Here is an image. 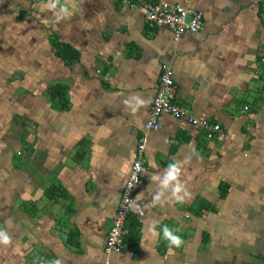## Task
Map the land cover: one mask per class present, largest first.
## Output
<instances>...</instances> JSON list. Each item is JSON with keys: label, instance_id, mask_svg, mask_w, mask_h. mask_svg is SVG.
I'll return each mask as SVG.
<instances>
[{"label": "crops", "instance_id": "obj_1", "mask_svg": "<svg viewBox=\"0 0 264 264\" xmlns=\"http://www.w3.org/2000/svg\"><path fill=\"white\" fill-rule=\"evenodd\" d=\"M151 1L200 12L202 29L175 40L167 28L146 27L140 3L121 0H60L55 8L54 0H22V14L0 22V230L11 237L0 244V264L264 257V0ZM54 41L79 59L58 58ZM164 68L175 102L220 134L207 139L169 115L158 131H144ZM53 85L65 89L60 102L49 94ZM134 96L145 101L135 111ZM141 137L144 174L124 246L106 255ZM174 161L189 194L156 200L155 177ZM164 226L178 229L184 244L169 245Z\"/></svg>", "mask_w": 264, "mask_h": 264}, {"label": "built area", "instance_id": "obj_2", "mask_svg": "<svg viewBox=\"0 0 264 264\" xmlns=\"http://www.w3.org/2000/svg\"><path fill=\"white\" fill-rule=\"evenodd\" d=\"M121 2L128 6H136L137 3H140L143 8L146 27L150 29L167 28L172 32L175 40H178L185 33H196L203 27L202 14L200 12L179 4L152 2L151 0H121ZM175 96L176 86L173 82L172 72L168 68H164L159 76L152 106L143 126L145 132L158 131L161 118L164 115H169L202 130L207 139H213L220 134L221 127L219 125L207 120L194 118L188 108L175 102ZM146 144L147 140L145 137L138 139L136 145L137 159L131 165L119 206L105 238L104 253L106 255L119 252L124 246L125 219L134 194L139 187L140 179L144 174L141 158L144 155ZM100 264H110V262L105 260Z\"/></svg>", "mask_w": 264, "mask_h": 264}, {"label": "clouds", "instance_id": "obj_3", "mask_svg": "<svg viewBox=\"0 0 264 264\" xmlns=\"http://www.w3.org/2000/svg\"><path fill=\"white\" fill-rule=\"evenodd\" d=\"M60 0H54L52 3V7L55 8L59 4ZM60 13L67 15L68 9L66 7H60ZM64 15H57V20L63 19ZM131 101L135 102L136 108L141 107L145 104V101L139 97L134 96L131 98ZM130 100H125L126 104H131ZM182 162L174 161L170 163L164 170L160 176L155 177L158 181L159 191L157 192L155 199L159 200L165 193H170L172 197H174L177 201H182L184 196H187L189 193L187 192L186 185L179 179L181 172ZM183 193V195H181ZM155 227L154 224L150 225V230H153ZM163 239L168 242L169 245L179 248L184 244V240L180 235L175 234L178 229L173 230L168 226H164L162 228ZM11 243V237L8 235L6 231L0 230V244L8 245ZM53 264H60V261H54Z\"/></svg>", "mask_w": 264, "mask_h": 264}, {"label": "trees", "instance_id": "obj_4", "mask_svg": "<svg viewBox=\"0 0 264 264\" xmlns=\"http://www.w3.org/2000/svg\"><path fill=\"white\" fill-rule=\"evenodd\" d=\"M53 44L56 49L57 57L62 59L64 62L69 64L79 59V52L75 50L72 46L65 44V43H58L55 41L53 42ZM64 90L65 89L62 86L53 85L49 89V94L53 99L59 98L58 102H60L62 98L64 97V94H65Z\"/></svg>", "mask_w": 264, "mask_h": 264}, {"label": "rangeland", "instance_id": "obj_5", "mask_svg": "<svg viewBox=\"0 0 264 264\" xmlns=\"http://www.w3.org/2000/svg\"><path fill=\"white\" fill-rule=\"evenodd\" d=\"M21 2L22 0H0V15H2L0 16V22L6 19H9L8 21H10L17 12V16L21 15L22 9L20 8L19 11L16 10L17 6H20ZM21 18H23V16Z\"/></svg>", "mask_w": 264, "mask_h": 264}, {"label": "water", "instance_id": "obj_6", "mask_svg": "<svg viewBox=\"0 0 264 264\" xmlns=\"http://www.w3.org/2000/svg\"><path fill=\"white\" fill-rule=\"evenodd\" d=\"M258 264H264V257L260 258V260L258 261Z\"/></svg>", "mask_w": 264, "mask_h": 264}]
</instances>
